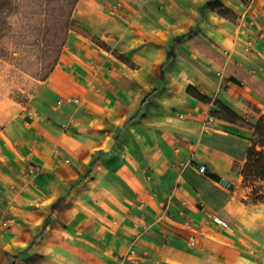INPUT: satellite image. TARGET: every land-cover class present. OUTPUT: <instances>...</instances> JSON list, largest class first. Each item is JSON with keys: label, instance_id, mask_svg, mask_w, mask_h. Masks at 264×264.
<instances>
[{"label": "crops", "instance_id": "obj_1", "mask_svg": "<svg viewBox=\"0 0 264 264\" xmlns=\"http://www.w3.org/2000/svg\"><path fill=\"white\" fill-rule=\"evenodd\" d=\"M73 19L1 131L0 264H264L223 217L243 181L229 140L252 131L216 116L264 114L241 74L264 84V0H79Z\"/></svg>", "mask_w": 264, "mask_h": 264}, {"label": "rangeland", "instance_id": "obj_2", "mask_svg": "<svg viewBox=\"0 0 264 264\" xmlns=\"http://www.w3.org/2000/svg\"><path fill=\"white\" fill-rule=\"evenodd\" d=\"M27 14L28 17L22 22L12 17L6 36L0 39V135L4 128L25 114L38 83L44 80L53 64L58 65L69 34L80 31L74 19L69 32L58 26L53 30L54 37L48 42L54 53L45 54L47 43L42 35L43 26L32 11L29 10ZM60 44L63 48L56 50ZM247 148L229 140V149L240 158ZM236 168H240V165ZM249 192L243 179L240 191L234 195L238 202L233 201L223 217L230 223H236L239 219L243 221L246 235L256 238L264 250V204L250 201ZM215 204L219 202L216 200Z\"/></svg>", "mask_w": 264, "mask_h": 264}, {"label": "trees", "instance_id": "obj_3", "mask_svg": "<svg viewBox=\"0 0 264 264\" xmlns=\"http://www.w3.org/2000/svg\"><path fill=\"white\" fill-rule=\"evenodd\" d=\"M79 0H0V39L6 36L7 30L10 27V20L12 17H17L19 20H24L28 16V11L37 16L41 25L43 26L42 35L46 40L47 47L45 48V54L54 53L51 52L49 45V39L53 36V30L58 26H62L69 32L73 26V16L77 9ZM219 7V2L214 3V8ZM54 28V29H53ZM176 40H187L190 44L201 49L204 52L210 53L207 45L199 38L196 32H190L187 35L178 37ZM67 43V41H66ZM65 44L63 46L65 47ZM60 44L56 50L63 48ZM54 51V50H53ZM172 51L170 55H172ZM50 71L45 76L47 79L54 71L56 64L52 65ZM253 84V87L264 95V84L260 81H252V79L245 73H241ZM43 80V81H44ZM189 93L195 95L201 100H204L203 96L189 89ZM220 113H216V116L232 124H237L245 128H249L252 131V136L249 138V145L244 155L240 158V168L235 170L244 179V184L247 189L250 190L248 198L253 203L264 204V114L261 115L253 123H250L225 106H219ZM236 157V154L233 153ZM243 203L248 205V202L243 200Z\"/></svg>", "mask_w": 264, "mask_h": 264}, {"label": "built area", "instance_id": "obj_4", "mask_svg": "<svg viewBox=\"0 0 264 264\" xmlns=\"http://www.w3.org/2000/svg\"><path fill=\"white\" fill-rule=\"evenodd\" d=\"M200 172H201V173H205V172H206V168H205V167H201V168H200Z\"/></svg>", "mask_w": 264, "mask_h": 264}]
</instances>
